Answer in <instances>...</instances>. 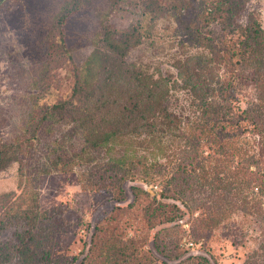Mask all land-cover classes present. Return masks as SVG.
<instances>
[{
  "label": "trees",
  "instance_id": "1",
  "mask_svg": "<svg viewBox=\"0 0 264 264\" xmlns=\"http://www.w3.org/2000/svg\"><path fill=\"white\" fill-rule=\"evenodd\" d=\"M249 1L142 0L140 14L149 22L141 19L121 27L101 22L91 51L80 64L69 53L73 73L69 92L49 102L36 96L29 108V117L37 116L31 135L0 141V169L17 161L25 179L21 194L0 193V230L13 227L16 237L14 243L0 241V264L13 259L17 264H61L55 258L60 249L54 238L46 241L41 236L48 212L32 187L39 169L78 170L82 189L110 188L120 196L123 183L134 181L136 197L140 193L152 197L142 212L149 228L159 216L165 223L180 218L184 212L176 202L180 199L188 211L201 209L198 227L207 231L237 210L262 217L264 26L257 10L240 18ZM80 2L76 0V5ZM188 13L190 19L182 28L185 40H180L181 49L174 55L175 73L163 71L159 58L153 65L131 58L132 51L144 44L154 48L153 55L159 54L158 47L166 49L152 37L159 17L181 18ZM174 42L170 40V50ZM45 91L44 95L53 93L51 87ZM179 92L184 104L176 100ZM30 125L26 124L28 132ZM34 138L37 143L50 140L42 159L34 153L38 147ZM32 160L34 165L26 164ZM143 183L161 189L153 195ZM134 208L133 203L116 206L112 217ZM107 228L111 226H98L96 235ZM102 246L107 248L105 260L118 252L132 255L114 236L105 238ZM195 257L187 256L186 262ZM198 258L209 264L207 258Z\"/></svg>",
  "mask_w": 264,
  "mask_h": 264
},
{
  "label": "rangeland",
  "instance_id": "2",
  "mask_svg": "<svg viewBox=\"0 0 264 264\" xmlns=\"http://www.w3.org/2000/svg\"><path fill=\"white\" fill-rule=\"evenodd\" d=\"M141 2L81 0L76 5V0H0V141L31 135L37 116L29 117V108L36 96L42 102H49L69 92L73 76L69 53L80 64L89 55L101 22L112 21L118 27L141 19L149 22V18L144 19L140 14ZM165 2L172 4L178 0L161 3ZM249 10L260 13L264 26V0H250L240 18L246 19ZM189 16L188 13L181 18L173 14L159 17L152 37L166 49L158 47L155 50L159 54L153 55L154 48L144 44L132 51L131 58L150 65L159 58L163 71L175 73L174 55L181 49L182 28ZM170 40L175 41L171 50ZM48 87L53 95H44ZM176 95L178 103L184 104L183 94ZM26 124H31L29 132ZM34 142L38 144L36 157L44 158L50 140L43 138L37 143L34 138ZM166 160L163 159L165 163ZM35 162L40 168L38 159ZM26 164L34 165V160ZM77 171L48 173L39 169L32 181L41 208L48 212L41 223L44 228L41 236L46 241L54 238L60 249L55 258L61 264H79L84 257L82 264H204L198 256L207 258L209 264H264V213L258 218L237 210L217 228L207 231L198 227L201 209L188 211L180 199L176 201L184 211L180 218L165 223L159 216L155 226L149 228L142 212L152 197L146 193L136 197L132 189L134 181L123 183L121 196L110 188L85 190ZM22 181L25 179L19 175L17 161L0 169V193L21 194L25 189ZM143 187L153 195L161 189L155 183H143ZM131 203L135 205L133 210H122L115 214L116 218L112 217L114 207ZM106 224L111 228L97 236L96 228ZM196 225L201 228L200 233ZM14 233L13 227L0 230V241L14 243ZM109 236L127 246L125 253L132 252L131 257L117 250L119 254L105 260L107 248L102 246V241ZM158 239L159 249L155 244ZM189 255L196 256L193 262H186ZM9 264H17L16 259Z\"/></svg>",
  "mask_w": 264,
  "mask_h": 264
}]
</instances>
